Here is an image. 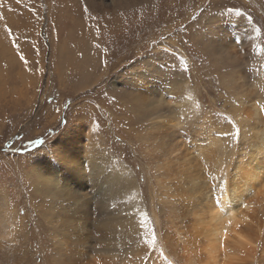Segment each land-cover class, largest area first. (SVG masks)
Here are the masks:
<instances>
[{
  "label": "rangeland",
  "instance_id": "1",
  "mask_svg": "<svg viewBox=\"0 0 264 264\" xmlns=\"http://www.w3.org/2000/svg\"><path fill=\"white\" fill-rule=\"evenodd\" d=\"M78 124L71 153L62 141ZM263 142L264 0H0V252L11 259L204 264L221 167ZM75 165L80 198L66 181ZM248 215L256 250L225 264H264V213Z\"/></svg>",
  "mask_w": 264,
  "mask_h": 264
},
{
  "label": "bare ground",
  "instance_id": "2",
  "mask_svg": "<svg viewBox=\"0 0 264 264\" xmlns=\"http://www.w3.org/2000/svg\"><path fill=\"white\" fill-rule=\"evenodd\" d=\"M84 136H85V130L78 124L77 127L71 128L70 131L66 133V136L64 137L65 140L64 142L62 141L63 148L65 147L68 152L76 153L77 148H79V146H81L83 143ZM262 144H264V142ZM202 148L200 147V149ZM204 150L205 148L203 149V152ZM203 152H199V153L203 155ZM246 153L242 155V157H239V155L235 156L233 153L236 160L234 159L235 161L232 163L228 161L227 164L226 162H224L223 167H221L222 168L221 177L224 181L223 182L224 185H226V190L224 189L225 194L224 195L222 194L224 196L223 199L222 198H221L222 200L220 199L221 200L220 206L217 208L215 207L216 211L214 214L215 215L214 219H216L215 221L217 222V224L214 223L215 225L213 226V229H210L212 225L209 227L210 231L212 230L210 232L212 234L210 236L208 235V237H206L205 235L206 240L203 243H197V245L200 248H202L201 250L204 252L202 258L204 264H225L226 262H229V260H232L231 256L240 258V260L243 258L245 259L247 256H251L253 251L256 250V249L254 250L253 246H255V244L252 241H254L256 234L258 235L260 234V230H258V228L257 230H255L252 227L253 223L252 224L249 223L251 217L248 215V213L251 209H254L256 206L257 208L262 209V212L264 213V145L257 147L255 153L252 152L247 155ZM213 156L214 154L212 155V157L211 156L210 157L213 158ZM224 159L226 160V157ZM71 162L72 164H74L75 160L71 159ZM183 166L185 167V165ZM78 169H80L79 165H75L72 169H70V172L71 173L75 172L76 175L69 174L68 176L69 178L66 181L67 182L69 181L67 184L68 187L71 188V191H73L74 194L80 198L82 196L81 195L82 188L85 185H87V179L84 177V174L78 172ZM232 170L234 171L232 172ZM97 174L101 175L102 172L98 171ZM73 176L75 177L74 179H72ZM117 178L119 179V177ZM112 186H113V181L111 182L110 187L108 185V187H106L103 191L108 195L111 194L112 188L115 189V187ZM220 200H218L219 203ZM107 201L105 200V202ZM212 205L216 206L213 203ZM209 206H211V204H209ZM209 220L211 221L212 219H210L209 217ZM209 224L211 223L209 222ZM205 227L204 228L207 229V222ZM6 235L8 236L7 233ZM13 254L15 256L16 253ZM0 257H2L3 259H8V261L5 262L4 264H10L12 262L13 264L15 263L21 264V262H19L17 259L15 260L11 259L2 252H0ZM69 262L74 264L96 263L87 256L84 257V255L83 258H81L80 260H72V261L69 260L67 264H69ZM242 263H247V262H242ZM233 264H234V260H233Z\"/></svg>",
  "mask_w": 264,
  "mask_h": 264
}]
</instances>
